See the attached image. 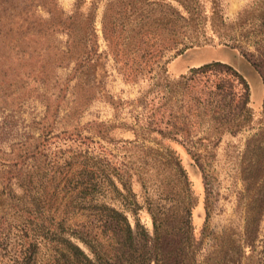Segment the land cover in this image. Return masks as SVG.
I'll return each mask as SVG.
<instances>
[{
  "label": "rangeland",
  "instance_id": "rangeland-1",
  "mask_svg": "<svg viewBox=\"0 0 264 264\" xmlns=\"http://www.w3.org/2000/svg\"><path fill=\"white\" fill-rule=\"evenodd\" d=\"M200 3L195 29L157 26L175 16L174 0H0V264L22 263L38 226L55 228L64 209L49 187L42 208L18 200L27 164L50 170L79 151L104 171L93 201L80 205L91 214L93 255L264 264V0ZM173 31L207 43L157 53V35ZM214 60L246 78L247 101L226 68L181 79ZM76 67L92 69L90 83L78 82ZM107 207L127 217L132 237L118 241L110 221L103 226ZM47 213L51 222L38 218ZM46 250L42 242L39 262Z\"/></svg>",
  "mask_w": 264,
  "mask_h": 264
},
{
  "label": "trees",
  "instance_id": "trees-1",
  "mask_svg": "<svg viewBox=\"0 0 264 264\" xmlns=\"http://www.w3.org/2000/svg\"><path fill=\"white\" fill-rule=\"evenodd\" d=\"M179 2L178 5H171L175 16L171 20L163 22L164 19L159 18L160 21L157 26L169 25L178 28L184 21H190L193 27L199 29L204 23L203 15L204 9L200 3V0H174ZM179 7H182L184 13L181 12ZM218 16V7L214 6L212 10V18ZM264 21V12H263ZM147 37V36H146ZM207 43L206 38L196 33L192 36H181L178 32H172L169 35L160 33L156 37L157 53L162 50H176V53H182L188 48L194 46H200ZM254 66H257V62L250 60ZM223 67L231 72L236 79L243 85L245 92V100L247 101L250 94V87L246 78L232 65L214 60L211 62L204 63L200 66L193 67L190 69L189 75H182V80H191L196 77H204L211 80V75L218 73V68ZM94 71V70H93ZM75 75L78 78V82L90 83L92 78V69L85 67H76ZM218 86V83L216 84ZM214 92V90L212 91ZM37 150H33L36 153ZM48 157V153L45 154ZM64 155V154H63ZM57 156L53 161L52 168L49 170L48 166H38L37 162H29L26 166L29 175L24 178L19 187L22 189L19 201L29 200L30 205L37 208H42L46 205V199L44 192L49 187L53 194H63L62 203H64V209L61 211V217L58 226L51 229V225H39L38 233H36L34 240L30 243L27 256L20 264H125L119 258H110L105 252H98L93 255L92 246V234L90 230V212L81 211L93 201L92 192L95 190L99 183H104L103 168L97 170L90 164L91 156L86 152H74L72 154ZM33 157V156H32ZM47 170L53 171L50 177L49 184L46 186V176L40 171L42 167H46ZM100 174L99 175L97 174ZM12 179L9 178L8 186L6 187L7 193H3L7 199L12 192H14V184L11 183ZM112 186L117 189L118 186L115 181H112ZM8 194V195H7ZM3 196V195H2ZM14 197V196H13ZM49 206L52 204L49 202ZM109 212L102 211L99 214L100 220H102L103 226L111 223L114 238L118 241L122 236L124 238L132 237L133 230L127 217L115 207H107ZM108 213V214H107ZM107 216V217H106ZM41 221L51 222L49 213L39 216ZM44 231V232H43ZM44 233V234H42ZM43 235V240H39V237ZM47 246V252L49 255L46 256V260L38 261V255L41 250V243ZM50 244H49V243Z\"/></svg>",
  "mask_w": 264,
  "mask_h": 264
}]
</instances>
